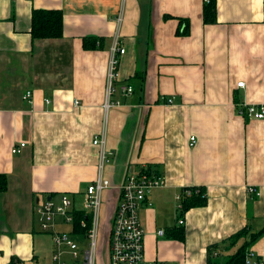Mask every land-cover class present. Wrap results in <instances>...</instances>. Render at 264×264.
I'll return each mask as SVG.
<instances>
[{"label":"crops","instance_id":"1","mask_svg":"<svg viewBox=\"0 0 264 264\" xmlns=\"http://www.w3.org/2000/svg\"><path fill=\"white\" fill-rule=\"evenodd\" d=\"M207 0H0V264H53V230L40 225L39 206L71 196L81 209L98 161L93 138L105 130L112 152L102 194L98 255L106 243L117 188L127 171L152 167L163 184L139 212L144 255L173 264H225L244 239V227H264V0H216L215 23H204ZM59 9L62 34L33 38V9ZM122 15L116 92L105 115L106 73L116 17ZM180 18L187 32L177 33ZM85 37L97 47L85 49ZM243 81L242 87L237 82ZM131 85L124 95L121 86ZM31 91L28 101L23 98ZM74 101L77 103L75 104ZM190 137H194L191 145ZM21 142V152L12 148ZM205 191V203L180 214L182 188ZM73 222L56 217L53 229L86 239ZM163 230L159 235L158 231ZM214 250V251H215ZM107 260V250H103ZM230 254V253H229ZM230 254V255H231ZM64 260L72 263L67 249ZM47 260H50L48 263ZM244 264H264V231Z\"/></svg>","mask_w":264,"mask_h":264},{"label":"built area","instance_id":"2","mask_svg":"<svg viewBox=\"0 0 264 264\" xmlns=\"http://www.w3.org/2000/svg\"><path fill=\"white\" fill-rule=\"evenodd\" d=\"M117 30L113 35L110 47L108 67L106 73L105 98L103 110L105 115L110 109L119 105V101L112 97L116 92L114 82L117 79V67L119 57L124 49L119 44V27L122 22V15L116 17ZM243 81L237 82V87L243 86ZM131 85L121 86V92L126 95L132 92ZM31 91L27 90L24 99L31 101ZM76 104L77 102L74 101ZM244 113L255 119L264 118V105L248 104L243 108ZM190 144L194 143V137H190ZM92 143L97 147L98 161L94 179L87 185L84 199L81 204V211L88 214L90 221L81 219L79 226L84 229L82 232L86 239L84 247H80L70 232H56L53 229L56 217H61L64 222L71 223L74 220V203L68 194H62L58 202L48 200L38 208L40 214V225L44 231H51L53 236L54 251L52 254L53 264H173L162 260H149L144 255V230L141 225L139 212L142 207L150 205L148 195L151 189L160 187L163 184V175L147 170L129 169L123 181L116 186L117 200L112 216L109 221V228L106 236L107 260H97L98 235H99V212L102 205V194L111 187V182L106 176V169L112 161V152L106 146L105 130L96 135ZM25 145L21 142L12 148V153L21 152ZM190 188H185L184 193L189 194ZM247 192L253 196L264 194V183L247 187ZM180 200L181 195H177ZM159 235L163 230L158 231ZM67 249L72 263L64 260L63 254ZM216 256L217 250L213 251ZM18 264V263H9ZM21 264H39L33 261H26Z\"/></svg>","mask_w":264,"mask_h":264},{"label":"trees","instance_id":"3","mask_svg":"<svg viewBox=\"0 0 264 264\" xmlns=\"http://www.w3.org/2000/svg\"><path fill=\"white\" fill-rule=\"evenodd\" d=\"M203 20L204 23H215L216 19V0H207L203 4ZM62 12L59 9H33L31 13V27L30 34L33 38H55L60 37L62 34ZM187 32V20L180 18V22L177 28V33L185 34ZM97 39L92 37H85L83 39L82 46L85 49L96 48ZM141 170L151 171L153 173H158L155 169H152L150 165L148 167H141ZM161 175V174H160ZM6 188V178L4 175L0 174V191ZM187 188V187H185ZM182 188L180 191V214L184 213L188 208L193 206H199L205 203L206 195L205 191L202 188L189 187L191 192L189 194H185ZM74 222H73V231L75 232H83L79 226V221L81 219H85L90 221L88 214L84 211L74 209ZM247 228L244 227L237 233L228 237L231 242H235L240 238H244L249 236V238L244 239L242 243L238 246L237 250L229 256V258L225 261V264H244L246 261V256L249 251V247L251 242L264 231V227L256 232L248 235ZM217 244H213L208 246L207 254H208V263L216 264V262L210 261V257L212 258L213 251L216 249Z\"/></svg>","mask_w":264,"mask_h":264},{"label":"rangeland","instance_id":"4","mask_svg":"<svg viewBox=\"0 0 264 264\" xmlns=\"http://www.w3.org/2000/svg\"><path fill=\"white\" fill-rule=\"evenodd\" d=\"M106 171H107V169H106ZM106 249H107V245H106V243H103L102 245H101V250H100V253H99V255L97 254V260L98 261H100V262H103L104 260H103V250H105L106 251ZM231 254V250H228L225 254H224V257H222V261H226L228 258H229V256H230V254ZM102 258V260H100V257ZM47 262L49 263L50 262V260H47Z\"/></svg>","mask_w":264,"mask_h":264},{"label":"bare ground","instance_id":"5","mask_svg":"<svg viewBox=\"0 0 264 264\" xmlns=\"http://www.w3.org/2000/svg\"><path fill=\"white\" fill-rule=\"evenodd\" d=\"M33 261V260H32Z\"/></svg>","mask_w":264,"mask_h":264}]
</instances>
